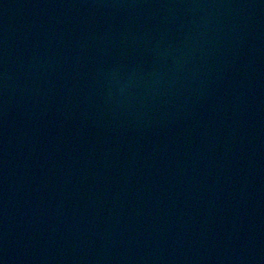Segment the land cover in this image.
I'll return each mask as SVG.
<instances>
[{
  "label": "water",
  "instance_id": "water-1",
  "mask_svg": "<svg viewBox=\"0 0 264 264\" xmlns=\"http://www.w3.org/2000/svg\"><path fill=\"white\" fill-rule=\"evenodd\" d=\"M0 264H264V0H0Z\"/></svg>",
  "mask_w": 264,
  "mask_h": 264
}]
</instances>
